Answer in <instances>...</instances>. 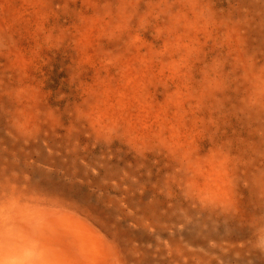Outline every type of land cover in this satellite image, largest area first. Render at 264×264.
<instances>
[{"label":"rangeland","instance_id":"374dc122","mask_svg":"<svg viewBox=\"0 0 264 264\" xmlns=\"http://www.w3.org/2000/svg\"><path fill=\"white\" fill-rule=\"evenodd\" d=\"M109 262L264 264V0H0V264Z\"/></svg>","mask_w":264,"mask_h":264},{"label":"bare ground","instance_id":"6f19581e","mask_svg":"<svg viewBox=\"0 0 264 264\" xmlns=\"http://www.w3.org/2000/svg\"><path fill=\"white\" fill-rule=\"evenodd\" d=\"M115 251V250H114ZM108 264H112V262H109Z\"/></svg>","mask_w":264,"mask_h":264}]
</instances>
